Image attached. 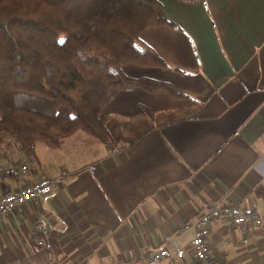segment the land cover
<instances>
[{
    "label": "crops",
    "instance_id": "obj_1",
    "mask_svg": "<svg viewBox=\"0 0 264 264\" xmlns=\"http://www.w3.org/2000/svg\"><path fill=\"white\" fill-rule=\"evenodd\" d=\"M158 1L175 26L140 38L167 67L123 71L186 97L119 92L102 110L114 149L78 131L57 149L38 144L36 161L4 158L25 162L29 174L0 180V198L44 178L55 184L0 222V264H144L173 241L186 251L179 264H194L193 230L181 228L207 206L222 200L264 216V0ZM243 229L212 222L216 263L264 264L263 234Z\"/></svg>",
    "mask_w": 264,
    "mask_h": 264
},
{
    "label": "trees",
    "instance_id": "obj_2",
    "mask_svg": "<svg viewBox=\"0 0 264 264\" xmlns=\"http://www.w3.org/2000/svg\"><path fill=\"white\" fill-rule=\"evenodd\" d=\"M164 25L175 26L158 0H0V160L36 161L38 144L57 149L78 131L116 148L102 110L121 91L185 98L168 82L123 71L167 67L140 38Z\"/></svg>",
    "mask_w": 264,
    "mask_h": 264
},
{
    "label": "built area",
    "instance_id": "obj_3",
    "mask_svg": "<svg viewBox=\"0 0 264 264\" xmlns=\"http://www.w3.org/2000/svg\"><path fill=\"white\" fill-rule=\"evenodd\" d=\"M29 174V167L25 162L15 164L8 160H0V180L14 179L20 180ZM72 174L70 172H63L60 176L61 179L68 180ZM55 179L44 178L38 182L27 184L21 189L5 194L0 198V222L4 217L11 212L19 210L26 204L34 201H39L44 196H48L54 187ZM221 218H230L233 222L246 229L248 224H252L260 230L264 236V216L256 211L244 212L239 206L227 202L219 201V203L207 206V208L200 212L194 221L187 226L181 228L184 233L189 229L193 230L194 237L191 242V247L195 254L194 264H218L212 256L208 238L211 234V224L213 221ZM37 226L36 228H39ZM247 242V240H245ZM49 247V244L47 245ZM172 247L176 249V259L174 260ZM185 249L179 248L176 242L166 245L160 249L152 252L144 264H163L164 261L170 260V264H179L185 257ZM219 264H235L232 262H223Z\"/></svg>",
    "mask_w": 264,
    "mask_h": 264
}]
</instances>
